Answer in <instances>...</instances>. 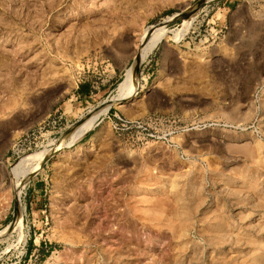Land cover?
I'll return each mask as SVG.
<instances>
[{
  "label": "rangeland",
  "instance_id": "obj_1",
  "mask_svg": "<svg viewBox=\"0 0 264 264\" xmlns=\"http://www.w3.org/2000/svg\"><path fill=\"white\" fill-rule=\"evenodd\" d=\"M263 218L264 0H0V264H264Z\"/></svg>",
  "mask_w": 264,
  "mask_h": 264
},
{
  "label": "bare ground",
  "instance_id": "obj_2",
  "mask_svg": "<svg viewBox=\"0 0 264 264\" xmlns=\"http://www.w3.org/2000/svg\"><path fill=\"white\" fill-rule=\"evenodd\" d=\"M164 30L162 26L160 27L151 26V27H148L143 32L142 37L140 39L139 48L134 54L136 61L134 65L132 64L133 65L132 67L127 69L125 78L123 82L120 84L117 94L112 99H110V102L108 105L104 104L106 106L105 107L106 109H109L114 104L130 101L133 98V88H134V83H135L134 79H136L135 74L137 72V68L139 64H141L142 62L146 60V58L150 55V53L154 50V48L163 39L167 37V33ZM94 119H96V116L85 118L83 121L79 122L76 129L72 133L69 143L66 144V146L62 150H66L72 147L73 145L79 143L84 138V136L91 130Z\"/></svg>",
  "mask_w": 264,
  "mask_h": 264
}]
</instances>
